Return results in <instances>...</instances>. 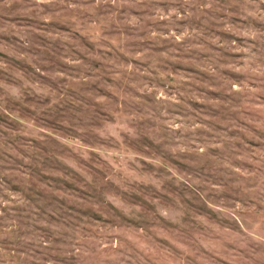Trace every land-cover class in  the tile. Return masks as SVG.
<instances>
[{"label":"rangeland","instance_id":"374dc122","mask_svg":"<svg viewBox=\"0 0 264 264\" xmlns=\"http://www.w3.org/2000/svg\"><path fill=\"white\" fill-rule=\"evenodd\" d=\"M0 264H264V0H0Z\"/></svg>","mask_w":264,"mask_h":264}]
</instances>
